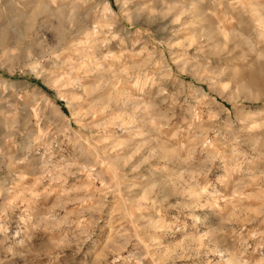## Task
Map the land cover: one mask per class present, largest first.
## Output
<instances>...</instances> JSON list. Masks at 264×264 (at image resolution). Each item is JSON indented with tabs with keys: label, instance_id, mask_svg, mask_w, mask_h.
Returning <instances> with one entry per match:
<instances>
[{
	"label": "rangeland",
	"instance_id": "obj_1",
	"mask_svg": "<svg viewBox=\"0 0 264 264\" xmlns=\"http://www.w3.org/2000/svg\"><path fill=\"white\" fill-rule=\"evenodd\" d=\"M0 264H264V0H0Z\"/></svg>",
	"mask_w": 264,
	"mask_h": 264
}]
</instances>
